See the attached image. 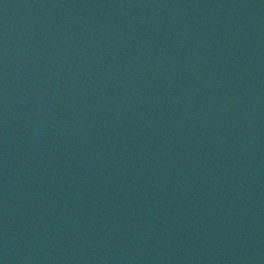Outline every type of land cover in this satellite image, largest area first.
<instances>
[{
  "label": "water",
  "instance_id": "1",
  "mask_svg": "<svg viewBox=\"0 0 264 264\" xmlns=\"http://www.w3.org/2000/svg\"><path fill=\"white\" fill-rule=\"evenodd\" d=\"M0 264H264V0H0Z\"/></svg>",
  "mask_w": 264,
  "mask_h": 264
}]
</instances>
